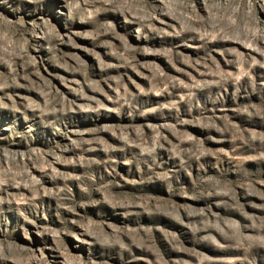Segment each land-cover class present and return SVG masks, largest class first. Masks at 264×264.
I'll list each match as a JSON object with an SVG mask.
<instances>
[{
    "label": "rangeland",
    "instance_id": "374dc122",
    "mask_svg": "<svg viewBox=\"0 0 264 264\" xmlns=\"http://www.w3.org/2000/svg\"><path fill=\"white\" fill-rule=\"evenodd\" d=\"M0 264H264V0H0Z\"/></svg>",
    "mask_w": 264,
    "mask_h": 264
}]
</instances>
